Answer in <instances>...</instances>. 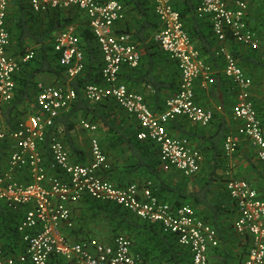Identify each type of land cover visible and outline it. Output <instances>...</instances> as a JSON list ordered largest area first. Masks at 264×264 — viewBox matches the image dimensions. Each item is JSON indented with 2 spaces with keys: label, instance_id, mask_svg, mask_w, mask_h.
<instances>
[{
  "label": "built area",
  "instance_id": "obj_1",
  "mask_svg": "<svg viewBox=\"0 0 264 264\" xmlns=\"http://www.w3.org/2000/svg\"><path fill=\"white\" fill-rule=\"evenodd\" d=\"M160 21L156 43L176 60L180 82L175 93L166 100L161 111H154L142 93L133 91L120 79L124 68H135L141 61L139 44L127 32H116L115 23L124 16L119 0H29L34 12L50 8L78 7L84 11L95 35L102 57L103 83H89L83 96L90 102L113 99L134 116L140 125L138 139L153 141L159 150L163 169H178L186 176L200 172L203 153L188 136L173 135L168 125L179 117L202 126L211 123L213 111L197 100L196 84L204 88L212 80L215 67L205 60L184 26L183 18L172 0H153ZM10 0H0V111L15 92L14 75L23 63L36 53L34 47L23 54L12 50V37L7 24ZM246 0H200L197 16L210 22L218 45L215 56L223 64V73L236 88L233 117L238 121L235 133L223 140L225 154L239 148L240 137L247 138L264 167V129L252 95L253 79L240 65L228 46V39L258 49L260 38L247 21ZM76 25L71 24L54 36V52L64 66L68 80L76 78L85 68V54ZM36 105L38 111L21 119L14 129L7 128L0 116V140L9 138L13 149L8 167L0 173V201L11 211L19 212L17 231L24 249L17 254L7 252L0 242V264H51L54 257L68 264H150L132 251V241L124 234L113 235L108 242L90 237L71 240L63 231L72 228L71 206L90 196L111 202L148 222L161 224L173 233L178 243L191 253L190 264H208V249L220 243L217 229L199 217L190 205H176L161 200L153 191V182H131L117 185L100 172L110 168L98 136L90 139L89 163L73 161L61 137V130L49 138L51 169L41 150L47 129L56 117L68 110L77 98V91L68 84L39 81ZM79 124L96 132L98 125L83 117ZM26 171L27 180L18 177ZM63 173V175H62ZM226 188L237 207L234 230L247 240V252L235 264L264 263V195L247 179L230 177Z\"/></svg>",
  "mask_w": 264,
  "mask_h": 264
},
{
  "label": "crops",
  "instance_id": "obj_2",
  "mask_svg": "<svg viewBox=\"0 0 264 264\" xmlns=\"http://www.w3.org/2000/svg\"><path fill=\"white\" fill-rule=\"evenodd\" d=\"M148 1L152 2V0ZM193 1L199 2L200 0ZM227 1L232 4L234 0ZM246 1L250 6L249 20L251 24L259 28L260 46L255 54L264 62V0H259L258 3L254 2L257 0ZM172 2L175 7L182 8L185 0H172ZM150 5H153V2ZM142 17L139 10L134 9L133 5L129 3L124 16L114 25L116 32L129 33L141 49L139 66L124 68L120 79L133 91L142 93L151 109L161 111L165 107L167 98L178 88L180 71L176 60L156 43L154 39L156 31L149 29L143 33L138 32ZM193 18V13H185L187 27L194 34L195 43L199 46L204 57L210 60L213 58V54L209 55L202 48L203 41L209 40L213 43L212 51L218 45V41L213 36L207 20L195 22ZM146 34L148 35L146 36ZM227 44L233 53L239 54L240 60L254 52L253 49L236 43L231 38L228 39ZM12 50H14L13 44ZM56 62L62 65L58 58ZM213 65L215 73L207 86L202 88L198 83L196 85V91L199 93L197 94L198 102L213 111L211 123L202 126L186 117H179L168 125V129L173 135L188 136L195 145L202 147L201 170L193 176H186L178 169H163L157 145L151 141L138 139L137 135L141 129L138 121L125 109L119 107L114 100L101 103L78 104L76 102L74 106L78 104L79 111L72 112L74 107L71 106L61 113L58 116V129L61 130V137L70 150L73 161L90 162V139L96 135L101 141L102 149L111 167L109 171L103 173L104 177L117 185H126L131 182L142 183L148 179L154 180L161 192V200L172 199L176 205L185 204L194 208L197 215L205 222L212 224L220 236L219 245L211 246L208 249V264H235L246 254L247 240L237 235L234 230L233 224L237 217V207L226 188V179L238 177L249 180L254 186L262 185L264 167L247 138L240 137L239 148L233 154H225L223 150L225 137L216 147L208 138L217 130L222 119L226 120L229 127L227 134L235 133L238 126V121L233 117L236 88L223 73V64L215 65L213 63ZM242 67L253 79L252 95L261 109L264 124V66L247 64ZM37 79L45 82L58 81L56 75L51 72L40 73L37 75ZM83 105L96 120L98 125L96 132L85 130L79 124L78 119L85 109ZM37 111L36 107L34 112ZM6 127L9 128L7 125ZM41 150L43 152L45 149L41 148ZM45 153L48 165L54 169L51 155L47 149ZM7 165L8 161L6 160L2 168L6 169ZM18 175L21 180L29 181L25 170L20 171ZM113 204L105 206L85 198L73 204L71 215L74 226L72 228L64 227V233L73 241H83L86 238L94 237L108 242L114 234L124 230L133 243L132 251L150 264H172L169 259V250L167 251L165 247L173 249L175 257L173 264H184L191 259L189 249L180 248L176 244H174L175 246L166 245V243L174 242L161 239L160 235H163V232L158 224L143 223L133 215L130 217H134L136 222L119 221L120 218H115V215H112ZM156 225L158 226L156 227ZM3 227L5 226L0 223V242L16 243L15 239L6 233ZM21 243L23 242L21 241ZM51 264H68V262L57 256L51 260Z\"/></svg>",
  "mask_w": 264,
  "mask_h": 264
},
{
  "label": "trees",
  "instance_id": "obj_3",
  "mask_svg": "<svg viewBox=\"0 0 264 264\" xmlns=\"http://www.w3.org/2000/svg\"><path fill=\"white\" fill-rule=\"evenodd\" d=\"M99 1H107V0H99ZM119 1L123 3L125 10H126V6L129 3H131L133 5V8L138 9L139 12L142 14L143 17L141 20V26L138 30L139 33H143V31H147L149 29L157 31L160 28V21L154 11L153 0H152L153 5H150L152 4V2L150 3V1L148 0H119ZM257 2H259V0H257ZM198 3H199L198 1L185 0V3L182 6V8L174 6L176 9L179 10L183 18V21H184V26L186 30L189 32L192 38V41L197 48H199V46L195 43L194 34L187 27L185 13L186 12L193 13L194 14L193 20L195 22L198 20L202 21L203 19L197 16L196 8H197ZM249 10H250V6L248 3L247 21L249 22L251 28L254 29L259 35V31H258L259 28L251 24L249 20V13H250ZM77 21H81V24L76 25L75 23ZM7 24H8L9 31L11 33L12 44L14 46L13 52L17 55L23 54L27 51V49L33 46L36 50V53H35V56L30 61L23 63L20 70L14 75L15 81H16L14 97L9 103H7L3 107L0 113L1 117L3 115L2 119L5 125H7L10 129H14L17 127V124L21 119L25 118L29 114L35 113L34 110L37 107L36 96L38 93L37 83L39 82V80L37 79V75L43 72L54 73L57 77L56 80H58L57 82H54V83L68 84L76 89L78 94H77L76 100L71 105L72 107H74L72 109V112L79 111L80 109V106L78 105L79 103L90 102L83 96L82 89L89 83H101L102 82L101 68H102L103 62H102L100 48L97 44L95 35L93 34L91 28L88 25V21H87V18L83 10H81L77 6L76 7L74 6V7H70L66 9L61 8V7H54V8H50L43 12H34L30 8L29 0H15V1L13 0L12 9H10V6H9ZM71 24L76 25L77 33L80 36L81 47L83 48V51L85 54V68L76 78L68 80L66 73H65L64 66L56 62L58 55L54 52V36L58 31L66 28L67 26ZM210 28H211V24H210ZM211 32H212V29H211ZM148 34H146V36ZM202 46L201 47L205 51H207L209 55L213 54V58L209 60V59H206L201 52V55L205 60L212 63V65L213 63H215V65L222 64L221 61L215 56L214 51H212L213 43L211 41L204 40ZM258 50L259 49H254L253 50L254 52L246 55L245 57H242V60H240L239 54L234 52V55L236 57L238 56L237 58H239V63L242 66L247 65V64L255 65V66H264V62L259 57H257V55L255 54V52H257ZM196 94H199V93L196 91ZM110 100H113V99L109 98V99H105L103 101L95 102V103H101V102H106ZM76 102L78 104L74 106ZM255 103H256V100H255ZM83 107L85 109L82 112V114H80V117L78 120H80L83 117H86V118H89L91 121L96 122V120L90 114V112L87 111V107H85L84 105ZM256 107H257L258 114L262 121V126L264 129V124L262 120V112H261V109L258 107L257 103H256ZM58 119L59 118L56 117L54 124L47 129L46 138L44 142L41 143V146H40L42 149H45V150L47 149L48 152H49L48 144H49L50 135L53 131H56L59 128ZM228 129L229 127L227 126L226 120L222 119L217 130L208 137L211 143L215 147L218 146V143L220 142V140L226 136ZM144 141H151V140H144ZM200 148L202 150V147ZM12 149H13V141L11 139L6 138L3 140H0V173L5 170L2 168V166L6 160L8 161L9 155ZM45 150H43V154L46 159V162H48V158L46 154L47 152L45 153ZM110 169L111 167L105 171H109ZM105 171L100 172V174L103 177H104L103 173ZM152 182H153V191L160 198L161 192L159 191L156 182L154 180H152ZM255 187L264 195V180H263L262 185H256ZM84 198L88 199L89 201L98 203V204H104L105 206L111 203V202H101V201L95 200L88 195L83 197L82 199ZM162 200H165V199H162ZM166 201H170L173 204H176V202H174L172 199H168ZM111 210L113 211L112 215H115V218L117 217L120 218L119 221H125V222L127 221L128 223H130L131 221L136 222V219L138 218V220H141V222L143 223H149L151 225L158 224L161 231L163 232L162 233L163 235L159 234L161 239L167 242H171V240L174 242V243H166V245L170 244V246H175L174 244H176L180 248L185 247L178 243V240L173 233L164 231L159 223L144 221L140 219L139 217H137L132 212L122 208L120 205L115 204V203L113 204V207ZM130 215H133L136 219L134 217H130ZM18 220H19V214L14 211H11L0 201V223L5 226L3 227L4 231L10 234L15 239V242H16V243H7V242L2 243V246L7 252H10L13 254H17L18 251H23L24 249V245L23 243H21L20 234L17 231ZM158 225H156V227ZM126 233L127 232H124V230H122V231L117 232L114 235L124 234L127 236ZM165 249L167 251L169 250L168 251L169 256H170L169 259H171L172 264H173L175 262V257L173 256V249L171 247H165ZM190 256H191V253H190ZM190 261L191 259H189L188 262L184 264H190Z\"/></svg>",
  "mask_w": 264,
  "mask_h": 264
},
{
  "label": "rangeland",
  "instance_id": "obj_4",
  "mask_svg": "<svg viewBox=\"0 0 264 264\" xmlns=\"http://www.w3.org/2000/svg\"><path fill=\"white\" fill-rule=\"evenodd\" d=\"M15 1V0H14ZM254 2H257V1H254ZM258 3V2H257ZM13 7V0H10V9ZM76 25H80L81 24V21H77L76 23H75ZM74 24V25H75ZM33 47V46H32ZM31 48V47H30ZM2 111V110H1ZM1 111H0V113H1ZM2 118H3V115H2Z\"/></svg>",
  "mask_w": 264,
  "mask_h": 264
}]
</instances>
